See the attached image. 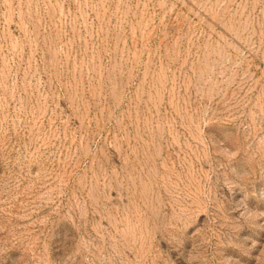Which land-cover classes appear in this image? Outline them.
<instances>
[{
	"label": "rangeland",
	"instance_id": "1",
	"mask_svg": "<svg viewBox=\"0 0 264 264\" xmlns=\"http://www.w3.org/2000/svg\"><path fill=\"white\" fill-rule=\"evenodd\" d=\"M0 264H264V0H0Z\"/></svg>",
	"mask_w": 264,
	"mask_h": 264
}]
</instances>
